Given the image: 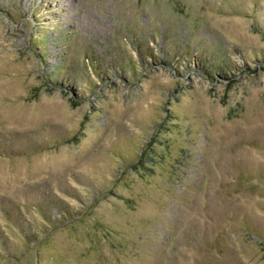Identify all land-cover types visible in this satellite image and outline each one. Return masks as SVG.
I'll use <instances>...</instances> for the list:
<instances>
[{
    "label": "rangeland",
    "instance_id": "374dc122",
    "mask_svg": "<svg viewBox=\"0 0 264 264\" xmlns=\"http://www.w3.org/2000/svg\"><path fill=\"white\" fill-rule=\"evenodd\" d=\"M0 264H264V0H0Z\"/></svg>",
    "mask_w": 264,
    "mask_h": 264
}]
</instances>
